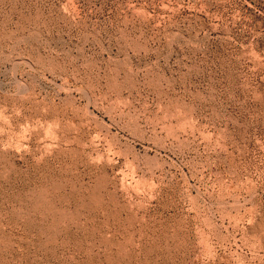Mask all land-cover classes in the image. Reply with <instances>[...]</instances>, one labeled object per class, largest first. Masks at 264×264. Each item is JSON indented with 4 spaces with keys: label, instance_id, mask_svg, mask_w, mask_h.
I'll return each mask as SVG.
<instances>
[{
    "label": "rangeland",
    "instance_id": "374dc122",
    "mask_svg": "<svg viewBox=\"0 0 264 264\" xmlns=\"http://www.w3.org/2000/svg\"><path fill=\"white\" fill-rule=\"evenodd\" d=\"M0 264H264V0H0Z\"/></svg>",
    "mask_w": 264,
    "mask_h": 264
}]
</instances>
